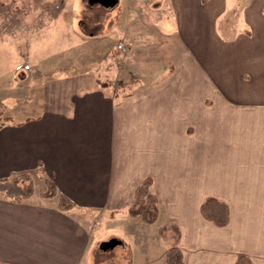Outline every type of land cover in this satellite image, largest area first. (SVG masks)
<instances>
[{
  "label": "crops",
  "instance_id": "obj_1",
  "mask_svg": "<svg viewBox=\"0 0 264 264\" xmlns=\"http://www.w3.org/2000/svg\"><path fill=\"white\" fill-rule=\"evenodd\" d=\"M174 5L182 46L145 89L121 96L83 74L4 117L0 178L44 174L75 206L0 191V263L167 264L171 247L148 253L153 228L172 244L177 232L184 264H264V0H170L163 13ZM147 177L153 223L128 212ZM209 197L226 224L204 216Z\"/></svg>",
  "mask_w": 264,
  "mask_h": 264
},
{
  "label": "rangeland",
  "instance_id": "obj_2",
  "mask_svg": "<svg viewBox=\"0 0 264 264\" xmlns=\"http://www.w3.org/2000/svg\"><path fill=\"white\" fill-rule=\"evenodd\" d=\"M169 2L118 0L106 7L88 0H0V120L32 114L37 91H52L61 80L80 81L83 74L121 96L145 89L182 46L174 37L181 11L174 5L163 13ZM33 180L36 200L53 191L44 174ZM107 225L103 221L99 232ZM147 235L155 260L172 246L153 228Z\"/></svg>",
  "mask_w": 264,
  "mask_h": 264
},
{
  "label": "trees",
  "instance_id": "obj_3",
  "mask_svg": "<svg viewBox=\"0 0 264 264\" xmlns=\"http://www.w3.org/2000/svg\"><path fill=\"white\" fill-rule=\"evenodd\" d=\"M4 121L6 122L5 118H3L2 121L0 120V127ZM152 183V177H147L141 185L138 186L135 194V202L128 209L130 215L139 216L142 220L148 223H153L157 219L159 213L158 199L151 189ZM0 191L4 192L5 195L13 201H24L35 193L33 176L30 173H22L11 177L0 178ZM41 193L43 197L58 196V207L61 210L68 211L75 206V203L71 199L63 193L59 194L55 189L50 194L45 192ZM202 212L206 218L218 225H224L227 223L228 211L226 205L213 197H209L203 202ZM171 227L167 224L161 226V235L163 237H168L171 233ZM172 229H176V227L174 226ZM173 236L175 242L166 253V263L184 264L181 250L179 249L178 241L176 240L177 234ZM244 263L242 257H239L237 264ZM248 264L253 263L250 262Z\"/></svg>",
  "mask_w": 264,
  "mask_h": 264
},
{
  "label": "water",
  "instance_id": "obj_4",
  "mask_svg": "<svg viewBox=\"0 0 264 264\" xmlns=\"http://www.w3.org/2000/svg\"><path fill=\"white\" fill-rule=\"evenodd\" d=\"M90 4H101L106 7L115 6L118 3V0H88ZM115 244V239L105 241L102 243L103 248L112 247Z\"/></svg>",
  "mask_w": 264,
  "mask_h": 264
}]
</instances>
